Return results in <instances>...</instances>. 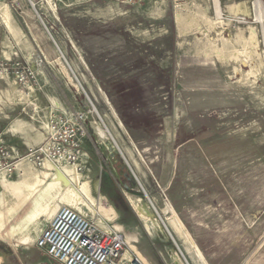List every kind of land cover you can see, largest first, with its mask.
I'll return each instance as SVG.
<instances>
[{
	"label": "rangeland",
	"instance_id": "obj_1",
	"mask_svg": "<svg viewBox=\"0 0 264 264\" xmlns=\"http://www.w3.org/2000/svg\"><path fill=\"white\" fill-rule=\"evenodd\" d=\"M31 1L7 35L33 91L0 80L5 140L26 158L47 128L79 129L83 156L69 167L117 217L86 198L79 208L137 235L128 252L141 260L187 264L77 77L189 264H264V0H218L220 12L216 0ZM124 191L143 194V219ZM47 221L16 234L30 245L0 241L1 261L57 264L34 245Z\"/></svg>",
	"mask_w": 264,
	"mask_h": 264
},
{
	"label": "built area",
	"instance_id": "obj_2",
	"mask_svg": "<svg viewBox=\"0 0 264 264\" xmlns=\"http://www.w3.org/2000/svg\"><path fill=\"white\" fill-rule=\"evenodd\" d=\"M12 77L23 88L31 87V72L23 62L0 61V80ZM57 127L47 128L46 143L26 158L7 143L0 130V174L16 170L21 161L42 169L48 161L59 166L76 163L83 156L78 143L80 130L65 125L64 130L56 132ZM34 245L57 264H144L136 254L128 252L123 231L100 227L94 215L70 206H62L45 223Z\"/></svg>",
	"mask_w": 264,
	"mask_h": 264
},
{
	"label": "bare ground",
	"instance_id": "obj_3",
	"mask_svg": "<svg viewBox=\"0 0 264 264\" xmlns=\"http://www.w3.org/2000/svg\"><path fill=\"white\" fill-rule=\"evenodd\" d=\"M216 8L217 11L220 12L218 0H216ZM76 79L80 84L79 87L84 89L77 77ZM31 88L32 87H29V90L33 91ZM87 99L89 100L90 104L93 105L90 97ZM93 110L103 123V130H105L109 137H111L116 149H118L122 157L125 158L126 156H124L122 149L114 139L113 135L110 133L95 106ZM54 165L55 164L48 161L45 163L41 173H37L33 166L28 165L25 161H21L16 166V170L21 174L20 179L16 182L10 180L7 172L0 174V185L3 188L0 198V241H3L8 245H13L16 248L20 245L26 246L34 243L33 237L27 236L24 239H18L16 234L27 230L31 224H34L43 218H46V220L52 219L58 213L60 207L63 204L78 209H81L79 206L82 204L88 206L83 198H86L91 203V205L93 203L96 204L97 207L95 209L97 213L99 212V214L103 215L109 221L116 219L117 213L114 207L109 204L106 198L101 194H99L98 197H95L90 182L79 173V170H76L74 167L66 166L62 168L61 171ZM55 170L60 171L63 176L62 179H60L58 174L53 173ZM73 184L76 185V187L78 186V188L76 189L72 187L74 186ZM62 186H65V190L63 192ZM126 193L131 206L138 212V215L141 217V219H143L144 216L143 210L141 208V198L133 197L130 193ZM145 195H147L148 199H150L146 191ZM150 204L154 209L155 207L152 201ZM13 221L14 224H12ZM116 227L119 231L123 230V227L120 225H117ZM125 238L127 243H130L131 247L138 253V250L134 245V243L138 241L137 235L125 233ZM1 260L2 259L0 257V263Z\"/></svg>",
	"mask_w": 264,
	"mask_h": 264
},
{
	"label": "crops",
	"instance_id": "obj_4",
	"mask_svg": "<svg viewBox=\"0 0 264 264\" xmlns=\"http://www.w3.org/2000/svg\"><path fill=\"white\" fill-rule=\"evenodd\" d=\"M28 1L30 2V0H28ZM15 6H17L21 11H23V12H25V13L28 14L29 8H28V4H27L26 0H0V61L5 60V59H7V57H11L13 55L12 50H11V47L12 46H11V43L9 41V38H8V35L7 34L10 31L11 32L13 31V19L16 17L15 11H14L15 10ZM10 59H13V58L11 57ZM12 131H13V128H12ZM7 143L10 146L16 147L12 142L7 141ZM125 159H126V157H125ZM127 162H128V160H127ZM129 165H130V163H129ZM130 167L132 168L133 172L135 173V175L137 177L138 176L137 175V171H136L137 170L136 169L137 167L135 165L134 166L133 165L132 166L130 165ZM137 179L140 180L139 177H137ZM124 194L127 197V193L125 191H124ZM173 210H174L177 218L179 219V221L181 222V224L183 226V223H182L181 219L179 218L177 212L175 211L174 208H173ZM165 215H171V214L170 213H166ZM175 241H176V239H175ZM138 242H139V240L136 243H134V244H137ZM195 246L197 247L196 244H195ZM197 249L199 250L198 247H197ZM199 253H200V251H199ZM140 256L142 257V261H143L144 264H147V263L148 264H152L144 256H142V255H140ZM0 257H1V255H0ZM200 257L203 258V256H202L201 253H200ZM1 259H2V257H1ZM0 264H6V262H2L1 261Z\"/></svg>",
	"mask_w": 264,
	"mask_h": 264
},
{
	"label": "water",
	"instance_id": "obj_5",
	"mask_svg": "<svg viewBox=\"0 0 264 264\" xmlns=\"http://www.w3.org/2000/svg\"><path fill=\"white\" fill-rule=\"evenodd\" d=\"M30 3H31V5H32V7L35 9V3L32 2L31 0H30ZM36 13H37V11H36ZM37 14H38V13H37ZM38 16H39V15H38ZM39 18H40V20L42 21V18H41L40 16H39ZM42 23H43V21H42ZM43 24H44V23H43ZM82 90H83L84 94L86 95V97L89 98L88 95L86 94V92L84 91V89H82ZM91 105H92V104H91ZM92 106H93V105H92ZM93 108H94V106H93ZM123 158H124V157H123ZM124 159H125V158H124ZM125 161H126V159H125ZM126 163H127V161H126ZM127 164H128V163H127ZM128 166H129V168H130L132 174L134 175V177L136 178V180H137L138 183L140 184L139 180L137 179L136 175L134 174V172H133V170L131 169V167H130L129 164H128ZM140 185H141V184H140ZM141 187H142V186H141ZM142 189H143V187H142ZM143 191H144V189H143ZM144 193H145V191H144ZM134 195H135V196H138V197H142L143 194H140V193H138V192H135ZM145 196L147 197V195H145ZM147 198H148V197H147ZM149 201H150V199H149ZM150 202H151V201H150ZM154 210H155V212L157 213V215L159 216V218H160V220H161L163 226H164L165 229L167 230L169 236L171 237L172 241L174 242V244L176 245L177 249H178L179 252L181 253V255H182V257L184 258L185 262H186L187 264H189V262L187 261L186 257L184 256L183 252L181 251L180 247L178 246L177 242L175 241L173 235L171 234V232L169 231L168 227L166 226L165 222L163 221V219L161 218V216L159 215V213L157 212V210H156L155 208H154Z\"/></svg>",
	"mask_w": 264,
	"mask_h": 264
}]
</instances>
